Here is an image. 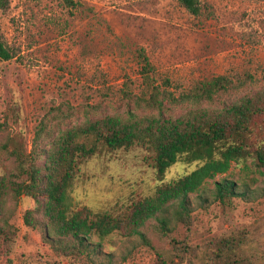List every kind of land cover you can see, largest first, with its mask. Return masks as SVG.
<instances>
[{
  "label": "rangeland",
  "instance_id": "374dc122",
  "mask_svg": "<svg viewBox=\"0 0 264 264\" xmlns=\"http://www.w3.org/2000/svg\"><path fill=\"white\" fill-rule=\"evenodd\" d=\"M199 2L200 12L193 14L180 0H8L0 8V39L12 53L10 59L0 58V143L21 129L30 151L38 123L58 108L74 111V119L96 104L99 113L145 112L134 102L144 91L140 48L155 65L159 81L169 79L177 93L219 75L246 78L242 90L264 86V0ZM0 156L2 174L13 160L4 151ZM142 157L135 147L88 160L69 191L72 207L117 210L152 195L159 182ZM196 165L178 162L166 179ZM223 177L246 192L221 204L215 182ZM251 179L255 183L248 188ZM191 197V229L172 221L171 236L200 243L245 231L264 262V173L233 161ZM31 205L25 196L12 203L9 224L15 235L9 244L0 238V264H155L156 250L170 247L152 226L147 229L151 244L138 235L125 240L112 234L102 240L98 253L69 260L45 240L43 229L24 223Z\"/></svg>",
  "mask_w": 264,
  "mask_h": 264
},
{
  "label": "trees",
  "instance_id": "16d2710c",
  "mask_svg": "<svg viewBox=\"0 0 264 264\" xmlns=\"http://www.w3.org/2000/svg\"><path fill=\"white\" fill-rule=\"evenodd\" d=\"M7 1L0 0V8ZM180 1L193 14L200 12L199 0ZM11 57L0 39V58ZM138 62L144 91L134 102L145 112L99 113L96 104L87 105L83 117L74 119V111L58 108L38 123L30 151L21 129L0 143V151L13 160L0 174V238L7 244L12 241L11 205L25 196L32 205L24 211V223L43 229L45 240L69 260L98 253L102 240L112 234L125 240L138 235L150 243L147 229L153 226L170 244L163 251L156 250L155 264H264L245 231L194 243L171 236L170 225L181 222L191 229L192 194L209 178L228 171L233 161L264 173V86L242 90L246 78L219 75L177 93L169 79L159 81L143 48L138 50ZM124 93L132 98L129 91ZM184 104L188 105L178 113H166ZM19 119L16 111L15 121ZM135 147L143 151L144 163L152 167L159 182L152 195L127 201L117 210L72 207L69 191L84 163ZM178 162L197 165L167 180V171ZM252 183L254 179L245 185L251 188ZM215 186V198L221 204L246 192L238 191L236 181L229 177Z\"/></svg>",
  "mask_w": 264,
  "mask_h": 264
}]
</instances>
